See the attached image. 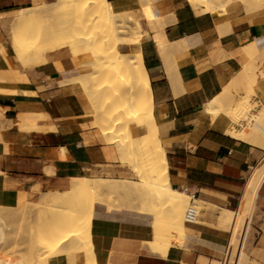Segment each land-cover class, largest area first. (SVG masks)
Listing matches in <instances>:
<instances>
[{"label": "crops", "instance_id": "1", "mask_svg": "<svg viewBox=\"0 0 264 264\" xmlns=\"http://www.w3.org/2000/svg\"><path fill=\"white\" fill-rule=\"evenodd\" d=\"M42 2L0 0V208L5 209H16L22 199L37 203L43 194L65 192L76 178L137 180L133 169L121 162L116 146L86 117L88 99L74 80L70 48L47 52L45 63L28 68L16 57L11 42L13 21L26 8ZM244 6L242 0H232L212 13L203 11L204 6L195 8L190 0H159L156 8L164 19L162 34L159 27L153 31L144 17L140 19L143 64L170 185L198 200L202 209L197 222L186 223L184 240L164 252L145 244L153 238L151 214L134 205L107 211L97 204L91 233L98 264L221 263L229 241L223 212H235L247 178L251 174L253 180L264 166L263 147L228 135V120L214 119L206 112L208 103L248 62L245 49L259 39L264 44V5L255 10ZM158 32L164 39L162 50L154 36ZM261 56L255 62L264 72V62H257ZM258 91L257 100L264 105V77ZM239 96L244 93L236 99ZM30 116L37 123L35 129L28 127ZM26 227L30 231L32 225ZM243 253L249 264H264V180ZM77 256L61 254L48 264H83V257ZM1 257L11 264L21 258Z\"/></svg>", "mask_w": 264, "mask_h": 264}, {"label": "bare ground", "instance_id": "2", "mask_svg": "<svg viewBox=\"0 0 264 264\" xmlns=\"http://www.w3.org/2000/svg\"><path fill=\"white\" fill-rule=\"evenodd\" d=\"M191 1L195 8L204 6L203 11L216 13L217 8L224 7L225 4L232 0H226V2H222L221 0ZM242 2L248 10H255L264 5V0H242ZM63 4L69 5L73 7L74 10H77L75 13H72L77 20L75 21L76 26L79 23L82 24L83 27L88 28V34L94 31V33L92 32L93 35H87L88 37L86 36L87 31H85L84 34L86 33L85 37L87 38H82L81 36L76 41L77 47L88 48L90 51V63L87 64L89 66L88 68H92L91 66L94 64V66L98 68V71L94 69L98 72H96L98 78L100 79V77H102V82L104 83L103 86H101L102 82L101 84L98 82L99 85L96 84L97 82L93 83L96 85L94 87L96 91H89L85 80L76 82L80 85L82 92L88 99V102L84 104L86 117L88 119L90 118L89 114H91L95 104H98L95 102L98 98L104 99L103 105L105 107L101 109L102 111L104 110L101 113V120L103 122L106 118H110V114H114L115 117L116 113L119 112V116H121L119 118H121V120H117L116 122L115 120L117 118L113 120L111 116L110 119L105 120L106 124L99 121L101 124L97 125L101 126V133L106 138L107 142L116 146L119 158L123 164H127L128 159L130 160L129 154H131L133 149V141L138 145L136 148V161L133 164L136 166V172L140 179L133 181L126 179L91 177L72 178L73 180L71 181L70 188L63 193L56 202L46 200L43 206H39L40 209L46 208L47 210L61 211L65 213L63 216L65 219H62L59 222L60 226L57 224L56 226H53L54 229H50L51 231L47 236V249L50 253L47 259L49 260L51 256L56 253L68 254L69 252H74L75 254H78V252L82 250L86 251L87 258L90 259L92 254H94L93 247H91L93 242L90 241L92 239L91 230L93 218L89 219L87 215L89 214V217L91 218L93 211H90V209L95 210L97 204L102 205V207L106 206L107 211L113 210L115 195L120 192L129 197L135 196L139 201H142L144 206L143 212L151 214L152 216L151 221L153 229L152 240L145 244L151 245L152 247L165 252L172 246H176L184 240L186 234V210L190 209L192 206L199 207V202L195 199L192 200V198L184 192L174 190L170 185L167 156L154 117V102L151 85L143 64L144 58L142 56L141 43L144 37V31L140 25V20L138 17H134L132 24L127 22L121 24V22L118 21V18H121L128 8L132 11L135 7L140 6V2L139 0H129L117 3L110 2L109 0H43L41 5L26 8L23 14L15 18V23L19 26V31L13 34L11 41L15 53L19 58L23 59L21 62L26 63L25 60L32 57H27L30 53H28V55L26 54L27 58L23 57L25 50L23 51L21 49L22 39L29 32L28 24L32 22L31 20L34 19L39 11L50 16L53 9L56 11L57 7ZM41 8H43V10H41ZM64 8L66 9V6ZM154 9V5H150V11L153 13V16H150L151 18L149 17L148 19L154 20V22H150L153 24L156 22V25L155 27L149 26L151 29L155 28L153 31H156L157 27H159L158 30L161 29L159 31L161 33L162 29L164 30V23L162 22L164 19L162 17L160 18L159 15L154 14ZM140 17L142 18L143 16ZM133 27L136 31V36L130 37L129 33L132 31ZM54 29L55 28L51 30L49 36L50 39H52L51 34ZM159 32L157 35L154 34V36L160 49V46L164 47V39L162 37L163 40L160 38L162 33L159 35ZM74 35L76 37L77 34ZM45 43L42 42L41 45H45L44 47L47 49L46 45L50 43ZM177 45L178 44L176 43L175 46L177 47ZM180 46H182V44ZM70 48L72 49V46ZM39 50L42 51L41 48H39ZM39 50L37 49V51ZM45 51L49 52L48 49ZM245 54L248 58V62L244 64L242 71L230 84H234V86L238 85L239 90L237 91V94L239 95L243 92L246 96H241V99L236 104L232 105L231 108H223L216 105V99L214 98L210 102L211 105H209V108H206V112L214 119L224 117L228 120L230 123V126L226 131L228 135L264 148V105L260 101L252 100L251 96L259 95L258 83L264 77V72L262 69H259V65L255 62V60H257L256 57L260 54L264 57L263 39L256 40L249 45L245 49ZM35 55L33 54V57ZM45 56L46 54L43 57ZM262 56L261 58L263 59ZM171 60L172 59L170 58V61L167 63L169 67L171 66V64H169V62L171 63ZM22 65L24 66V64ZM174 65L175 63L173 66ZM165 67L167 66L165 65ZM173 74H175V72ZM87 78H89V76ZM88 81L91 82L89 79L87 82ZM97 86L101 87L98 88ZM108 105L109 107H106ZM123 111H125V113H123ZM97 113L98 112H96V114ZM121 113H123L124 119L122 118L123 115H121ZM31 116L33 117L34 115L31 114ZM31 116L28 120H25L29 123L28 127L35 129L37 126V123L35 126L36 115L33 118L35 119L33 121L30 120ZM43 117H45V115ZM116 117H118V115ZM108 120L111 122V125L109 124L110 122L108 123ZM118 124L120 125L118 126ZM22 127H24V125ZM51 130L53 129L51 128ZM263 172L264 166L253 180L250 179L251 174L249 175L239 209L236 212H223V226H229V228L230 226L234 227L232 238L234 253L237 252L235 233L246 226L249 215L253 213L256 208L258 191L264 180L261 179ZM89 201L90 203L92 202V204H90ZM89 204L92 207H90ZM140 205L138 204V206ZM87 209L88 212H85ZM63 220L68 224L66 227H64L65 223H62ZM2 227H0V244L6 241V231H8L6 230V227H3L5 230L2 229ZM9 234L10 233H8V235ZM89 237L91 238L90 240ZM87 242L90 244V247L86 245ZM1 258L2 257H0V264H11L8 261L3 262ZM248 258L249 257L246 254L241 252L235 264H249L250 261ZM88 262H93L92 258ZM17 264L24 263L23 261H19Z\"/></svg>", "mask_w": 264, "mask_h": 264}, {"label": "rangeland", "instance_id": "3", "mask_svg": "<svg viewBox=\"0 0 264 264\" xmlns=\"http://www.w3.org/2000/svg\"><path fill=\"white\" fill-rule=\"evenodd\" d=\"M158 1L159 0H139L140 6L135 7L132 11L128 8L125 11L124 15L121 18H118V21L121 22V24H123V22H127V23L132 24L134 17H138L140 20L141 19L140 16H143L147 20V22L152 26V24H153L152 22H154V20L148 19L150 16H153V13L150 11V5H152V4L154 5V8H155L154 14L159 15L157 13V8H156ZM190 2L192 4L191 0H190ZM127 3H130V2H127ZM65 6H66V9L64 8ZM68 7H70V8H68ZM41 10H43V8H41ZM73 10H74L73 7L66 5V4H63L61 6L59 5L57 7L56 11L53 9L50 16H47L44 12L39 11L36 14V16L34 17V19L31 20L32 22H30L28 24L29 32L26 34V36L23 37L22 47H21V49L23 51L25 50L23 57H26L28 55V53H30V54L27 57H30V56L33 57V54L34 55L36 54V55L33 57V59H32V57L29 59L26 57L27 59L25 58L26 59L25 60L26 63H25V62H21V60H23V59L19 58L16 53L15 54H16V57L18 58V60L22 64H24V66H26V68H28V67H33L35 65L46 62V57H43L47 53V51H45V50L48 49L50 52V51H54V50H57V49H60L63 47H69L72 44L71 45L72 49L70 48L71 46L69 48L72 52L73 61L75 64V69L72 71V74L74 76V80L75 81L85 80L86 84L88 85L87 87H88L89 91H96V89L94 88L96 85L93 83L97 82L96 84L99 85L98 82L101 84L103 78L100 77V75H99L100 79L98 78V74H97L98 68L95 67L94 64H92V66H91L92 68H88L89 66L87 64L90 63V58H89L90 51L88 50V48L84 46L87 49L86 50L85 48H79L76 46L77 39L81 36H82V38H84L85 34H86V33L84 34V32L87 31L88 28L83 27V25L80 23L77 24V26L75 25V21H77V20L75 19V16L72 13H75V11H77V10H74V12H73ZM137 10H138V12H137ZM137 13H140V16H136ZM146 14H147V16H146ZM70 15L71 16L73 15V16L71 17ZM150 21H152V22H150ZM13 27H15V28H13ZM53 28H55V29L51 34L52 39H50L49 36H50L51 30ZM18 31H19V26L15 23V19H14L13 24H12V36L14 33L18 32ZM92 32L94 33V31H92ZM92 32L90 34H88V31H87L86 36L87 35L88 36L93 35ZM74 34H77L76 37ZM129 34H130L129 35L130 37L136 36V31L134 30V27ZM87 37H85V38H87ZM41 41L43 43L47 42L45 44H48V42L50 43V44L46 45L47 49L44 47L45 45H43V44L41 45V43H42ZM28 46H30V47H28ZM42 47H44V48H42ZM12 48H14V47H12ZM39 48H41V50L44 53L45 52L46 53L44 54L42 51L39 50ZM37 49L40 52L37 51ZM38 52H39V54H38ZM41 52L43 53V55ZM81 53H82V55H81ZM40 55H42V56H40ZM256 55H254V56H256ZM258 62L263 64L264 59H259ZM94 69H96L97 71ZM81 72H82V74H81ZM94 72H95V74H94ZM88 76H89V78H87ZM88 79L91 82H89V81L87 82ZM103 85H104V83L102 82L101 86H103ZM101 86H97V87L100 88ZM98 88H97V90H98ZM238 90H239L238 85L234 86V84L233 85L229 84L223 90V92L215 98L216 99L215 103H217L216 105H219L223 108H228V107L231 108L232 105L236 104L241 99V97H238L236 99V96H238V94H237ZM244 96H246L245 93H244ZM251 96H252V100H257V96H255V95H251ZM251 96H250V100H251ZM98 100L97 99L95 100V102L98 104H95V107L93 108L91 114H89L90 115L89 119L94 121L95 125L101 130V126H98V125H100L103 122L101 120V117H102L101 113L104 110L102 111L101 109H103L105 106L103 105L104 99L98 98ZM209 105H211V103H208L206 108H209ZM106 107H109V105ZM96 112H98V113L96 114ZM123 113H125V111H123ZM123 113H121V115H123ZM110 115L112 116L113 120L115 118H117L115 120L116 122H117V120H121V118H119V117H121V116H119V112L116 113V116L118 115V117H116V116L114 117V114H110ZM110 115H108V116H110ZM111 116H110V118H111ZM110 118L108 117L106 119H110ZM122 118L124 119V115L122 116ZM105 120L103 123L106 122ZM109 122L110 121L108 120V123ZM109 124L111 125V122ZM119 125L120 124H118V126ZM128 137H130V136H128ZM137 146L138 145L135 144L133 141V143H132L133 149H132L131 154H129L130 160L128 159L127 165H129L133 169V171L137 177V180H138V179H140V177L137 175L136 168H135L136 166L133 164L136 161L135 157H136V153H137L136 152ZM133 159H134V162H133ZM139 159L141 160L140 157H139ZM65 192L43 194L42 198L37 203H27L22 199V200H20L19 206L16 209L0 208V225H1L0 227H2V226L4 228L6 227L7 228L6 230H8V231H6L7 232L6 241L4 243L0 244V257H1V255H5V256L10 255L12 257L20 256L21 258H19V260H17L15 262L16 264L19 261H23L24 264H48L49 260L51 258L55 257L54 255L58 256L61 254H67V253H61V254L56 253V254H53L49 260L47 259L49 254H50L48 249H47V241H48L47 236L49 235L50 231L52 229H54L53 226H56V224L59 225V222L62 219H65V218H63L65 213L61 212V211L47 210L46 208L40 209V207H39V206H43V204L45 203L46 200H51L53 202H56L57 199L60 196H62V194ZM139 202L141 203V205ZM86 203H88V202H86ZM89 203H90V201H89ZM90 204H92V202ZM90 204H89V206L92 207ZM113 204H114L113 210L121 209L124 207H131L132 205H134V206H136V208L139 211L143 212V207H144L142 201H139L135 196L129 197L122 192L117 193L115 195V199H114ZM138 204L140 206H138ZM89 206H88V208L90 209ZM192 207L196 208L199 212L202 209V207H196V206H192ZM90 211H93L91 218L89 217L88 213H86V214H88L87 216L89 219H92V218H94L95 210L90 209ZM187 211L188 210H186V213H187ZM85 212H88V209ZM33 214H36V216L34 217ZM62 223H65L64 227H66V225H68L65 220H63ZM30 224L32 225V228L30 231H28L26 226L30 225ZM3 227H2V229H4ZM228 229H229V226H228L227 230ZM8 233H10V234L8 235ZM90 237H89V240L91 239ZM87 241H88V239H87ZM90 241H92V239ZM86 245L88 247H90V244H88V242ZM91 247H93V245ZM74 254H75L74 252H69L67 255L71 256ZM77 255H78L77 258L83 257V264H87V263L88 264H93V263L98 264L95 260L94 254H92V257H91L93 262H90V263L88 261H90L91 258L90 259L87 258L86 251L82 250V251L78 252ZM37 257H39V258H37Z\"/></svg>", "mask_w": 264, "mask_h": 264}, {"label": "built area", "instance_id": "4", "mask_svg": "<svg viewBox=\"0 0 264 264\" xmlns=\"http://www.w3.org/2000/svg\"><path fill=\"white\" fill-rule=\"evenodd\" d=\"M246 182H247V180H246ZM246 182H245V185H246ZM243 193H244V190H243ZM243 193L241 195L238 207L235 210V212L239 209V206H240V203H241V200L243 197ZM256 202H257V200H256ZM255 212H256V208H255L254 212L249 215V217L247 219L246 226H244L240 231L235 233V239L237 242V252L236 253H234L233 245H232L234 227L230 226V228H229V241H228L223 259H222L220 264H235V262L238 259L239 254L241 252H246L248 242H249V239H250V236L252 233ZM198 217H199V211L196 208L191 207L190 209H188V211L186 213L185 221H186V223H195V222H197Z\"/></svg>", "mask_w": 264, "mask_h": 264}]
</instances>
